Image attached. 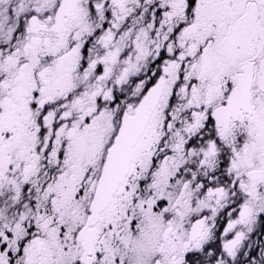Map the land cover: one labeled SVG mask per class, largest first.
<instances>
[{
	"label": "snow or ice",
	"instance_id": "6c2138e0",
	"mask_svg": "<svg viewBox=\"0 0 264 264\" xmlns=\"http://www.w3.org/2000/svg\"><path fill=\"white\" fill-rule=\"evenodd\" d=\"M0 264H264V0H0Z\"/></svg>",
	"mask_w": 264,
	"mask_h": 264
}]
</instances>
